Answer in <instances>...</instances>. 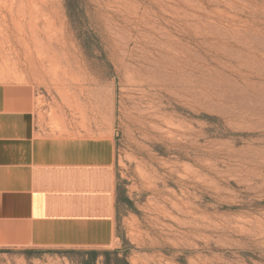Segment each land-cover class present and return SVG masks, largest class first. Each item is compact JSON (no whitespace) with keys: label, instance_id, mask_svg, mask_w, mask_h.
<instances>
[{"label":"rangeland","instance_id":"rangeland-1","mask_svg":"<svg viewBox=\"0 0 264 264\" xmlns=\"http://www.w3.org/2000/svg\"><path fill=\"white\" fill-rule=\"evenodd\" d=\"M0 83L115 145L113 244L0 264H264V0H0Z\"/></svg>","mask_w":264,"mask_h":264},{"label":"crops","instance_id":"crops-1","mask_svg":"<svg viewBox=\"0 0 264 264\" xmlns=\"http://www.w3.org/2000/svg\"><path fill=\"white\" fill-rule=\"evenodd\" d=\"M114 140L44 132L35 91L0 83V248H105L114 242Z\"/></svg>","mask_w":264,"mask_h":264},{"label":"trees","instance_id":"trees-1","mask_svg":"<svg viewBox=\"0 0 264 264\" xmlns=\"http://www.w3.org/2000/svg\"><path fill=\"white\" fill-rule=\"evenodd\" d=\"M65 1H67V2H68V1H70V0H65ZM93 252H95V251H93ZM124 261H125V260H124ZM126 264H127V263H126Z\"/></svg>","mask_w":264,"mask_h":264}]
</instances>
